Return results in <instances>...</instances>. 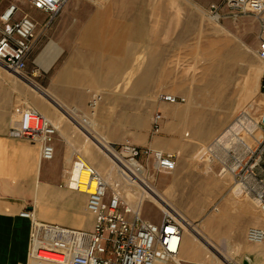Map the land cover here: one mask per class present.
Returning <instances> with one entry per match:
<instances>
[{
    "label": "rangeland",
    "instance_id": "rangeland-1",
    "mask_svg": "<svg viewBox=\"0 0 264 264\" xmlns=\"http://www.w3.org/2000/svg\"><path fill=\"white\" fill-rule=\"evenodd\" d=\"M9 1L18 3L22 9H27L20 0H1L0 6L3 7ZM76 1L78 0H69L51 22H48L46 15L30 11L36 22L37 41L34 53L27 63L25 75L43 89L50 91L63 105L75 110L76 114H71L75 119L88 117L101 143L104 142L101 139L112 140L117 142L116 144L129 140L137 145L134 138L140 139L142 136H147L143 134L146 128L149 130L148 136L156 138L158 134H153L151 130L152 117L155 112L163 113L157 108L160 102L158 95L169 93L183 97L184 102L167 103L168 112L162 114L166 117L165 120L163 119L165 126L171 131H177L181 138L180 148L168 152H173L172 154H177L178 157L177 169L181 185L178 197L180 203L177 207L187 209L191 202L190 196L193 195V198L196 196L203 207L202 210L205 211L198 217H192L197 225H202V221L211 217L206 213L211 214L213 208L215 211L224 209L227 214L225 223L221 226L218 217L210 218L207 219L209 223L207 227L204 226V230L216 243L225 240L233 263L243 264L248 254L259 252L254 247H264L263 244L251 243L246 239L248 221L252 219L246 212L247 207L244 202L249 200L251 215L255 218L260 214L258 213L259 203L256 199L241 193L225 167L229 161L226 159L227 150L232 147L231 142L239 138L226 137L222 145L216 144L215 139L225 136L230 130L227 129L232 127L240 116L248 123V120L250 122L256 120L259 112L264 111V99L258 94L262 62L255 55L257 23L249 17L240 18L237 21L223 19L215 23L208 18L207 10H205L207 24L202 25L197 38L183 43V45L193 43L192 47H196L199 43L205 50H185V46L182 50H175L173 39L163 40L167 44L165 50H126V56L122 61L120 59L123 55L118 54V77L109 84L110 72L97 69L98 57L84 64L83 53L87 50H73L79 43L76 28L81 20L75 12L77 8L70 7V11L66 13H63V10ZM149 2H164L167 8L171 6V0H149ZM227 21L231 23L226 34L228 38L224 35L220 38L215 37L211 26H226ZM49 43H55L61 49L60 54L54 59L51 58L52 55L49 56L44 52V50H51L48 47ZM243 43L250 47V52H246ZM218 46L222 50H219ZM213 52L217 56L207 61L206 59ZM102 53V57L105 58V52ZM71 56H74L73 66L77 69L69 70L65 67ZM202 57L205 59L200 60ZM48 63L49 66L45 69ZM148 68L151 69L153 76L164 75L162 82L176 83V85L157 87L153 93H151L153 88H149L150 93L137 95L132 87L133 81L141 71ZM14 75L0 68V85H2L0 116L9 112L13 113L15 107L19 105H30L50 118L57 128L60 129L65 123L72 129L73 134L78 135L77 140L73 142L76 144L74 152H77L74 157L77 156L92 165L107 181L109 190L117 186L129 203L138 204L142 217L154 222L162 218L164 213L160 210L161 206L156 199L150 198L149 195L146 197L142 195L140 189L122 182L109 155L97 141H94L93 137L85 136L69 114L63 111V107L58 109L51 106L52 116L45 113L35 105L30 95L31 85L21 83L22 81ZM13 82L15 85L21 84L25 92L11 98L10 107L5 109L8 106L5 96L12 95L10 90H17L16 86L9 87L6 84ZM34 93L38 96L36 92ZM115 110H117L118 118L114 130L110 129L109 116ZM146 114L148 117L145 116ZM16 122L17 119L13 116V125ZM234 125L233 128L236 130ZM242 133L241 137L247 141L248 136L244 131ZM223 169L225 170L222 171ZM156 177H158L157 174L148 183L157 189ZM181 193H184L185 197L182 198ZM227 199L231 200L230 206L226 205L230 208L225 206ZM195 247L202 256L194 255L192 263H209L206 260L210 258V252L208 250L204 252L196 245ZM260 256L258 255L252 264H264V256ZM223 263L219 260L210 262V264Z\"/></svg>",
    "mask_w": 264,
    "mask_h": 264
},
{
    "label": "built area",
    "instance_id": "built-area-1",
    "mask_svg": "<svg viewBox=\"0 0 264 264\" xmlns=\"http://www.w3.org/2000/svg\"><path fill=\"white\" fill-rule=\"evenodd\" d=\"M20 1L27 9L13 1L0 6V67L24 76L37 41L36 22L30 11L46 15L51 22L69 0ZM207 16L215 22L249 17L257 23L255 55L263 63L258 94L264 99V0H220L208 5ZM158 100L169 104L185 101L183 97L169 93H160ZM17 113L19 117L8 130V136L37 143L40 158L51 161L55 153L57 126L30 105L18 108ZM69 117L75 120L71 115ZM263 117L264 111L259 112L256 120L251 121L253 132H245L248 137H253L252 147L247 146L243 138L231 142L225 167L241 193L258 201L264 215ZM163 119L161 112L153 114V134L160 133ZM96 141L109 155L121 181L131 187L138 188L137 183L148 187V181L155 174L170 173L176 168L175 154L140 147L129 140L119 144ZM91 181L96 183L94 192L87 191ZM59 186L87 196V210L94 219L93 228L88 231L67 228L39 220L33 210H23L20 216L30 220L29 258L56 264H194L181 258L184 229L177 216L164 213L158 222L142 217L138 204L129 203L117 186L109 190L107 181L81 158L72 159ZM246 239L264 245V226L248 228ZM48 255L57 257L53 259Z\"/></svg>",
    "mask_w": 264,
    "mask_h": 264
},
{
    "label": "crops",
    "instance_id": "crops-1",
    "mask_svg": "<svg viewBox=\"0 0 264 264\" xmlns=\"http://www.w3.org/2000/svg\"><path fill=\"white\" fill-rule=\"evenodd\" d=\"M218 1L220 0H171V6L167 8L164 2L151 3L149 0H78L66 7L63 13L69 12L70 7L77 8L75 12L81 20L76 28L79 43L73 50H87L83 53L84 64L98 57L97 69L110 72L111 84L118 77V54L123 55L120 59L122 61L126 56V50H165L167 44L163 40L166 39H173L175 50H182L183 46L185 50H205L199 43L196 47H192L193 43L186 45L183 43L197 38L202 25L207 24L205 10L209 4ZM229 25H231L229 21L226 22V26L212 25L211 31L217 38L222 35L228 38L226 34ZM218 48L222 50L220 46ZM102 52H105V58L102 57ZM73 64L74 56H71L65 67L73 70L75 68ZM163 78L164 75L153 76L151 69L148 68L135 77L132 87L138 95L150 93L149 88H153L151 92L153 93L157 87L176 85L162 82ZM6 86L17 87V90H10L12 95L5 96L8 105L5 109H8L11 98L25 92V89L21 84L15 85L14 82L7 83ZM30 90L35 105L42 110L45 109V113L52 116L53 103L43 95V98H38L34 93L38 91L32 85ZM21 107L23 106L19 105L15 107L13 113L0 116V264H56L29 258L30 220L21 217L20 212L26 209L33 210L41 221L75 230L88 231L93 228L94 219L87 210V196L59 186L64 181L75 155L73 152L76 144L73 142L77 140L78 135L73 134L72 129L65 123L62 124L60 129L57 128L54 158L51 161L42 160L37 143L10 138L7 134L13 125V116L18 119L17 109ZM157 108L163 113L168 112L167 103L159 102ZM145 116L148 117L147 114ZM109 117L110 129L115 130L117 110L111 112ZM163 117L165 120L166 117ZM144 131L143 134L147 136L134 138L139 146L155 147L164 152L180 148V134L167 128L164 121L156 138L148 136V128ZM110 133L112 134V131ZM109 142L117 143L112 140ZM177 163L176 154L175 170L157 174L158 177L155 178L158 192H162L161 194L175 205L180 203L178 197L181 185ZM248 201L244 202L246 212L252 219L248 221V228L264 226L263 213L259 210L257 218L252 216ZM226 203L225 206H230V202ZM229 206L226 207L230 208ZM189 247L190 245L182 238L180 255L186 262L192 263L194 255L190 254ZM256 249L259 252L248 254L243 264L245 262L252 264L258 255L264 256V247L258 246Z\"/></svg>",
    "mask_w": 264,
    "mask_h": 264
},
{
    "label": "bare ground",
    "instance_id": "bare-ground-1",
    "mask_svg": "<svg viewBox=\"0 0 264 264\" xmlns=\"http://www.w3.org/2000/svg\"><path fill=\"white\" fill-rule=\"evenodd\" d=\"M215 23H217V22H215ZM243 46H244V49L246 50V52H250L251 51L250 50V47L248 45H246L245 43H243ZM48 47H50L51 50H44V52H46V54L48 53L49 56L52 55V57H51L52 59L56 58L60 54V52H61V49L58 48L55 43H49V46ZM46 56H48V55H46ZM216 56H217V54L213 52L210 57H208V58L206 57L207 58L206 60L207 61L208 60L211 61V59H214ZM202 59H205V57L204 58L202 57L200 60H202ZM48 66H49V63L44 68L47 69ZM0 68H2V67H0ZM262 68H263V63H262V67H261V72H262ZM14 76H16L19 80L24 81V82L32 85V87L36 91L39 92V93H37L38 96H39L38 98H40V97L43 98L42 97V95H43L50 102L53 103V105L55 106V108L61 109L63 107L64 108L63 111L65 113H67L69 115H71V114L72 115L73 114L75 115L76 114L75 113V110L70 109V108L66 107L65 105H63L57 98H55L54 95H52L47 90L43 89L36 82H34L31 78L27 77L26 75H24V76L14 75ZM73 121L82 129V131L84 132L85 136H87L89 138L93 137V139H95L94 141H96V140L99 139V138L97 139V135H96L95 131L93 130L92 123H91V121H89V118L88 117L82 118V119L76 117V119L73 120ZM233 125L236 127V130L233 128ZM227 130H229V132H227V134L225 136H223V137L221 136V137L215 139L216 144L222 145L223 142H224V140H225V138L226 137H229V136L235 137L236 139L239 138L241 140L243 138V137H241L242 134H243L242 133L243 131L244 132H247V131L253 132L254 129H253V124L249 120H248V123H247L240 116V118L236 122H234L232 124V127H229ZM239 131H241V132L239 133ZM254 134H255V136L258 135L257 132H255ZM246 140L247 141L244 140V142L246 143V145L249 146V147H252L253 146V143H254L253 137L252 136H249V137H247ZM250 140L253 141V142L249 143L248 141H250ZM101 141H103V139H101ZM228 152H229V149L227 150V154H228ZM73 153L76 154L77 152H73ZM73 174H75V172ZM136 186L138 187V189L141 190L142 195H145L146 197L149 195L150 198L156 199V202L158 204H160V206H161L160 207L161 208L160 210L163 213L175 215V216L178 217V219L181 221L182 226H183V229H184L183 237H182L183 238V241L184 242H187L190 245V247H189L190 254H193V255H196V256L197 255H201L202 256V254H199L200 252L197 251L198 249H197V247H195V245H196V246H198L200 248V250H203L204 252H205V250H208L210 252V254H211V255H209L210 258L208 260H206L209 263L210 262H213V260H217V261L219 260V261H223L225 263H229V262L233 263L231 254L229 253V250L227 248V244L228 243L225 240L224 241L222 240V242H220V243L219 242L216 243L213 240V238L209 234H207L205 232V230H204V226L207 227V225L209 223L207 219H210V218L212 219V218L218 217L220 219L219 220L220 221L219 224L221 226L223 225V223H225L224 220L226 219L227 214H226V212H225L224 209L223 210L222 209H218L217 211H215L214 208H213V211H212L211 214H209L210 212L209 213H206L208 215H211V217H208L206 219V221L204 220L205 222L202 221V225H197V224L194 223L192 217L193 216L198 217L199 215H201L205 211L202 210L203 207L198 202V199H197L196 196L194 198H193V195L190 196V199H191L190 205L188 206L187 209L184 210L182 208L180 209L179 207H177V205L173 204L174 202L173 203L170 202L165 196H163V194H161L162 192L160 193V192H158V190L156 188H154L155 186L153 187L152 185L149 184L148 187H145V186H143L141 184H138V183L136 184ZM236 186L239 187V185H237V184H236ZM95 188H96V183L94 181H91L88 184L87 191L88 192H94L95 191ZM184 195H185L184 193H181L182 198L185 197ZM229 201L230 200H228V199L226 200L227 203ZM220 225H219V227H220ZM221 239H223V238H221ZM254 248H258V246L257 247H254ZM48 256L50 258H53V259H56V257H57V256H54V255H48ZM205 258L206 257H204V259ZM200 263L203 264V262H200ZM234 264H236V263H234Z\"/></svg>",
    "mask_w": 264,
    "mask_h": 264
},
{
    "label": "water",
    "instance_id": "water-1",
    "mask_svg": "<svg viewBox=\"0 0 264 264\" xmlns=\"http://www.w3.org/2000/svg\"><path fill=\"white\" fill-rule=\"evenodd\" d=\"M262 123H264V117H263V119H262ZM244 264H247V263L245 262Z\"/></svg>",
    "mask_w": 264,
    "mask_h": 264
}]
</instances>
